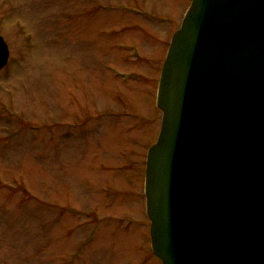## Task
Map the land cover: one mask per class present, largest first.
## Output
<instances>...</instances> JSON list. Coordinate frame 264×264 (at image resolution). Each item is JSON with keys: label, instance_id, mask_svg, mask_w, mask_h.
<instances>
[{"label": "rangeland", "instance_id": "obj_1", "mask_svg": "<svg viewBox=\"0 0 264 264\" xmlns=\"http://www.w3.org/2000/svg\"><path fill=\"white\" fill-rule=\"evenodd\" d=\"M191 0H0V264H161L156 80Z\"/></svg>", "mask_w": 264, "mask_h": 264}, {"label": "water", "instance_id": "obj_2", "mask_svg": "<svg viewBox=\"0 0 264 264\" xmlns=\"http://www.w3.org/2000/svg\"><path fill=\"white\" fill-rule=\"evenodd\" d=\"M8 46L0 36V69ZM144 193L162 264H264V0H191L164 59Z\"/></svg>", "mask_w": 264, "mask_h": 264}]
</instances>
